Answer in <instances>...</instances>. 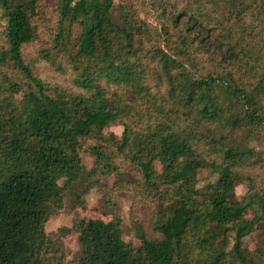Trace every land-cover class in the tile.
Here are the masks:
<instances>
[{
  "label": "trees",
  "instance_id": "1",
  "mask_svg": "<svg viewBox=\"0 0 264 264\" xmlns=\"http://www.w3.org/2000/svg\"><path fill=\"white\" fill-rule=\"evenodd\" d=\"M92 190L148 210L137 246L115 212L45 231ZM71 232L70 264H264V0H0V264Z\"/></svg>",
  "mask_w": 264,
  "mask_h": 264
},
{
  "label": "rangeland",
  "instance_id": "2",
  "mask_svg": "<svg viewBox=\"0 0 264 264\" xmlns=\"http://www.w3.org/2000/svg\"><path fill=\"white\" fill-rule=\"evenodd\" d=\"M118 2L120 0H114ZM49 15L52 9L53 2H48ZM47 17V16H46ZM46 34L41 32L39 34L37 46H27L25 48V54L29 59L34 57L35 52L41 48L42 44L46 43ZM107 133H113L120 137L122 133V128L117 125L110 126ZM80 157L82 159L83 165L87 170H91L94 167V158L88 153L81 151ZM215 180V176L212 174L209 168H203L198 170L197 173V188L202 189L208 183ZM105 184L112 188L114 186V177H108L105 180ZM235 197L240 200L246 193V185L238 184L235 187ZM86 203L83 207L78 209H71L69 201H66L64 208L61 211H57L51 214L49 221L45 225L46 232H55L59 228H71L75 223L85 222L88 220H101L108 223L112 219V214L115 212L121 219L122 225L121 229L123 232V237L127 241H131L135 246L138 245V240L135 236V229L139 223L144 229L148 225L150 219L148 210H135L133 206L132 199L128 192H116L113 196V206H111L101 193L96 190L90 191L86 195ZM138 216V217H137ZM136 217L140 222L136 221ZM252 236L248 239L247 245L253 249L256 246V240ZM64 250L66 252V263L70 264V260L78 252V242L77 235L74 232L69 233L62 240Z\"/></svg>",
  "mask_w": 264,
  "mask_h": 264
}]
</instances>
